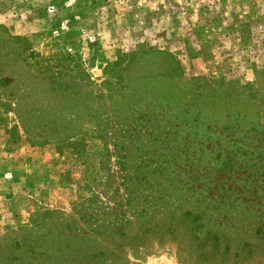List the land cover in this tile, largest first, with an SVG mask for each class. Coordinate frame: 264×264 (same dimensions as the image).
Listing matches in <instances>:
<instances>
[{
	"label": "rangeland",
	"instance_id": "obj_1",
	"mask_svg": "<svg viewBox=\"0 0 264 264\" xmlns=\"http://www.w3.org/2000/svg\"><path fill=\"white\" fill-rule=\"evenodd\" d=\"M47 108L83 131L38 130ZM127 171L174 178L176 239L139 234L158 219L133 216ZM114 191L102 264H264V0H0V264Z\"/></svg>",
	"mask_w": 264,
	"mask_h": 264
},
{
	"label": "trees",
	"instance_id": "obj_2",
	"mask_svg": "<svg viewBox=\"0 0 264 264\" xmlns=\"http://www.w3.org/2000/svg\"><path fill=\"white\" fill-rule=\"evenodd\" d=\"M64 110L63 108H47L41 112L44 115L43 117L38 113L40 116L37 119L42 118L40 122L42 123V128L37 127V129L42 132L46 130L49 136L64 140L81 133L83 129L74 122L75 120H71L69 123L66 121L69 115L65 117V121L67 122L65 126L57 128V126L52 125L57 123L55 121L57 119L55 116L50 115L63 113L62 111ZM34 113L31 112V117H33ZM88 117H90L89 121L93 118L92 116ZM86 118L84 119L86 120ZM25 119L26 116H22V121H25ZM44 137L48 136L44 133ZM132 162L130 159L122 160L120 162L122 170L130 166ZM140 163L142 165L145 164L143 161H140ZM154 177L156 176L140 171L134 175L130 172L128 174V171L124 172L121 179L124 182L125 189L128 191L127 196H125V202L131 207V204L137 199L138 195L144 193L143 201L150 206L148 209L147 206H143L140 208V211H135L136 215L134 214L133 216L145 222L150 214L153 220H158L152 222L150 224L152 226L144 229V231L140 230L139 234L151 231L154 226L162 225L166 226L167 230L171 229L169 233L173 235L172 239H176V230L171 225L169 228L166 224V214L168 212L166 213L162 204H158V201L165 196L164 191L174 182V178L164 176L153 180ZM115 195L114 191L106 200L101 195H92L81 203L78 209H74L71 213H68L65 219L66 229L60 232V235H58L59 239L55 241V245H44L47 239H38L28 243V249L37 253L29 264H102L103 261L109 260L112 257L111 255H113V251L115 253L117 248H122L123 246V243L114 244L110 241V236L113 233H119L120 236L123 235L120 232L123 225L118 223V216L116 214L117 207L114 204L111 205L108 200L109 198H114ZM151 206L155 208L159 206L160 209L151 210ZM154 211L156 212L154 213ZM76 214H79L77 218ZM80 220L82 223H80ZM54 240L56 239L54 238ZM104 241H107V246H111L112 250L103 247Z\"/></svg>",
	"mask_w": 264,
	"mask_h": 264
}]
</instances>
